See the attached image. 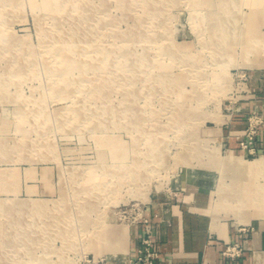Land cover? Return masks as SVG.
<instances>
[{"label": "rangeland", "instance_id": "374dc122", "mask_svg": "<svg viewBox=\"0 0 264 264\" xmlns=\"http://www.w3.org/2000/svg\"><path fill=\"white\" fill-rule=\"evenodd\" d=\"M45 1L0 0V39L14 43L0 48V264H109L133 227L150 225L154 195L178 194L189 172L220 178L230 165L220 129L264 96L255 86L264 81V0ZM59 39L80 40L78 59L92 65L64 77L66 56L51 49ZM244 117V134L260 120L256 153L239 148L261 159L264 114ZM108 136L125 142L126 161L104 145ZM47 202L55 221L39 218ZM88 203L94 211L82 212ZM25 233L41 241L26 243Z\"/></svg>", "mask_w": 264, "mask_h": 264}, {"label": "crops", "instance_id": "0c3cea01", "mask_svg": "<svg viewBox=\"0 0 264 264\" xmlns=\"http://www.w3.org/2000/svg\"><path fill=\"white\" fill-rule=\"evenodd\" d=\"M255 84L261 92L264 81ZM241 108L239 117L220 129L231 153L230 165H223V176L189 172L175 184L183 188L178 194L158 193L147 206L160 252L156 264H264V134L257 143L262 158L254 161L246 160L248 153L235 140L236 135L244 134V116L253 111L264 114V96ZM236 157L240 159L231 160ZM145 229L146 225L133 227L122 252L111 256L109 264L130 262ZM229 244H239L242 255L226 257Z\"/></svg>", "mask_w": 264, "mask_h": 264}, {"label": "bare ground", "instance_id": "6f19581e", "mask_svg": "<svg viewBox=\"0 0 264 264\" xmlns=\"http://www.w3.org/2000/svg\"><path fill=\"white\" fill-rule=\"evenodd\" d=\"M59 0H46L45 2H47V4L48 5H51L52 3H57ZM61 1H67V2H71V1H73V0H61ZM76 1V0H75ZM88 2L90 1H93V0H87ZM153 3V2H152ZM204 3V2H203ZM166 4H168V3H166ZM172 4V3H171ZM77 5V4H76ZM125 5H127V4H125ZM256 6V5H255ZM87 7V6H86ZM257 7V6H256ZM255 7V8H256ZM158 9V8H157ZM92 10V9H91ZM165 12H166V10H165ZM157 14V13H156ZM146 16V15H145ZM211 17V16H210ZM209 17V18H210ZM91 19V18H90ZM86 21V20H85ZM2 32L3 31H0V36H3V34H2ZM80 32V31H79ZM136 32V31H135ZM108 34H110V33H108ZM139 34H140V32H139ZM140 36V35H139ZM138 36V37H139ZM145 38H146V36H145ZM0 40H2V41H5V43L4 42H0V48L1 47H3V45H5L6 47H8V46H10V44L13 46V44L14 43H12L9 39H7V38H4L3 39V37H2V39H0ZM61 40V42H52L51 44H53L54 46L51 48V49H55L58 53H60V54H63V56L65 57L66 56V59H65V62H64V64H65V66H63L62 67V71H64V77H67L72 71H75V70H78V69H81L82 68V66H85V65H92L90 62H88V63H83V62H81L79 59H78V54H77V52H82V50H83V45H82V43H81V41L80 40H74L73 39V41L71 42V40H67V39H59L58 41H60ZM144 40H146V39H144ZM55 41H57V40H55ZM224 42V41H223ZM50 44V43H49ZM227 45V44H226ZM232 46H234V45H232ZM88 47H93V45H91V44H89L88 45ZM219 47V46H218ZM94 48L97 50V51H99V47L97 46H94ZM251 49V48H250ZM249 49V50H250ZM72 52L73 54H69L68 52ZM107 51H109L110 52V50H103V52H106L107 53ZM16 52V51H15ZM102 52V53H103ZM118 53V52H117ZM110 54L111 53H108V54H106V57H109L110 56ZM115 54V53H114ZM120 57V56H119ZM124 58L126 59L125 60V62H124V68H126V70H129V64H130V62H131V58H132V55L130 54V49H125L124 50ZM11 59H12V57H11ZM13 62V61H12ZM30 64H31V62L32 61H28ZM87 62V61H86ZM26 62H22V61H20V60H17L13 65L15 66V67H25L26 66ZM111 64V63H110ZM17 71H20V69H18ZM65 73H66V75H65ZM218 74V73H217ZM135 75H133V77H134ZM130 77H132V76H129V78ZM132 77V78H133ZM212 77H213V82H216V83H219V82H223L224 84H226V85H228L227 84V79H226V77H221V76H218V75H212ZM90 87V86H89ZM205 87V86H204ZM104 88V87H103ZM111 93V92H110ZM137 93V92H136ZM140 93V92H139ZM100 100V99H99ZM109 104V103H108ZM128 105H129V102H128ZM130 106V105H129ZM107 107V106H106ZM132 108L133 109H135L134 107H130V108H124V110H121L120 112L121 113H124L125 115H129V113H130V111L132 110ZM109 109V108H108ZM137 109V108H136ZM80 110V109H79ZM139 112V111H138ZM81 113V112H80ZM111 113V112H110ZM104 114V113H103ZM112 114V113H111ZM136 114H138L137 113V110H136ZM82 115V114H81ZM190 115V114H189ZM44 118V117H43ZM56 118H58V117H56ZM82 118V117H81ZM113 118V117H112ZM142 118V117H141ZM184 118V117H183ZM123 119V118H122ZM45 120V119H44ZM59 121V120H58ZM76 121V120H75ZM82 121V120H81ZM27 122V121H26ZM110 122V121H109ZM119 122H120V120H119ZM96 123V122H95ZM94 123V124H95ZM125 123V122H124ZM130 125L129 126H139L140 125V119L137 117V118H135L133 121H130ZM3 124V123H2ZM9 124V123H8ZM15 124V123H14ZM59 124V123H58ZM127 124V123H126ZM29 125V124H28ZM61 125H63V124H61ZM65 125V124H64ZM82 125V124H81ZM92 125V124H91ZM70 126V125H69ZM83 126V125H82ZM81 126V127H82ZM50 127V126H49ZM92 127V126H91ZM113 127V126H112ZM80 128V127H79ZM97 128H98V126H97ZM109 128H110V126H109ZM64 129V128H63ZM99 129V128H98ZM116 130V129H115ZM62 131V130H61ZM66 131V130H65ZM76 131V130H75ZM82 132H83V129H82ZM64 133V132H63ZM105 140V143H104V145L106 144V147L109 149V150H111L112 151V153H114L116 156H115V159H117V160H119L120 162H124V161H126V159H127V155H128V149H127V145H125V142H123V141H121L117 136H108L106 139H104ZM154 141V140H153ZM24 146V145H23ZM158 147V146H157ZM214 148V150L215 151H218L219 149L218 148H216V147H213ZM144 154V153H143ZM147 158V157H146ZM230 156H228L227 158H225L224 160H227V161H229L230 160ZM235 159H237V160H239L240 158L239 157H236V158H234V159H231V160H235ZM238 164H240V163H238ZM126 167V166H125ZM101 168V167H100ZM115 170V169H114ZM129 172V171H128ZM107 174V173H106ZM141 174V173H140ZM149 174V173H148ZM108 175V174H107ZM116 175V172H111V173H109V177L110 176H115ZM121 176V175H120ZM130 176V175H129ZM144 176V175H143ZM108 177V178H109ZM93 178V177H92ZM122 178V177H121ZM127 178V177H126ZM129 178V177H128ZM140 181V180H139ZM85 182H87V181H85ZM104 182V181H103ZM121 185V184H120ZM119 185V186H120ZM85 186V185H84ZM94 186V185H93ZM92 186V187H93ZM94 191H95V189H90V188H88V189H86V190H84V192L86 193V194H94ZM88 202V201H87ZM38 204V203H37ZM38 206H39V209H38V211H42V213H39L38 215H39V218H41L42 216H47L48 218H50L51 220H57V218H59V216L57 215V214H53L52 212H51V208H49L48 207V202L47 203H44V204H38ZM87 206H89V208L87 207ZM80 210H82V212H84V213H86V212H88L89 213V211L91 212V211H94V209H95V206L93 205V204H90V203H88L86 206H82V207H80L79 208ZM70 213V212H69ZM89 215L90 214H87V215H84V218H86V221H89L90 222V219H89ZM88 219V220H87ZM46 226H47V224L45 223V226H43V224L41 223V231H43V232H47V229L48 228H46ZM35 227V225L33 224V227H30V226H28V229L27 230H33V228ZM26 229V228H25ZM1 232H2V230H1ZM64 232V231H63ZM3 238V237H2ZM34 237H33V234H30V233H25L24 235H23V241L24 242H26V243H28L29 241H34V242H37V241H41L40 239H33ZM32 239V240H31ZM3 241L4 242H6V243H10V244H13V243H15L16 241H17V239H16V237H9V236H4V239H3ZM4 247H7V246H4ZM28 249H31V248H28ZM33 253V252H32Z\"/></svg>", "mask_w": 264, "mask_h": 264}, {"label": "built area", "instance_id": "2783aa9c", "mask_svg": "<svg viewBox=\"0 0 264 264\" xmlns=\"http://www.w3.org/2000/svg\"><path fill=\"white\" fill-rule=\"evenodd\" d=\"M262 121V120H261ZM251 129L247 130L243 136L238 137L239 147L244 151L256 153L257 131L254 126L259 125V119H250ZM145 223H149V219H145ZM243 249L239 244H229L224 255L226 257L238 258L242 255ZM160 258V252L154 241L153 231L151 226H146L145 235L141 240V245L137 254L130 259V264H156Z\"/></svg>", "mask_w": 264, "mask_h": 264}]
</instances>
